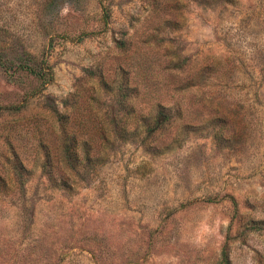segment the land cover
<instances>
[{
  "label": "rangeland",
  "instance_id": "obj_1",
  "mask_svg": "<svg viewBox=\"0 0 264 264\" xmlns=\"http://www.w3.org/2000/svg\"><path fill=\"white\" fill-rule=\"evenodd\" d=\"M226 246L264 264V0H0V264Z\"/></svg>",
  "mask_w": 264,
  "mask_h": 264
},
{
  "label": "trees",
  "instance_id": "obj_2",
  "mask_svg": "<svg viewBox=\"0 0 264 264\" xmlns=\"http://www.w3.org/2000/svg\"><path fill=\"white\" fill-rule=\"evenodd\" d=\"M23 69L29 70V72H31L33 75L45 81L44 72L41 71L37 72L36 70L29 68L27 66H24ZM172 111H173L172 107L158 106L155 111L154 121L147 124L148 131L155 132L161 129L163 125L172 124L173 123ZM22 172H23V168L18 167L17 173L19 175H22ZM219 264H232L227 246L224 248L222 252L221 261Z\"/></svg>",
  "mask_w": 264,
  "mask_h": 264
}]
</instances>
